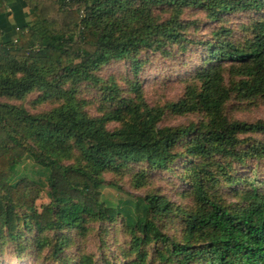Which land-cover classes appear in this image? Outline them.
Returning <instances> with one entry per match:
<instances>
[{"label":"trees","instance_id":"trees-1","mask_svg":"<svg viewBox=\"0 0 264 264\" xmlns=\"http://www.w3.org/2000/svg\"><path fill=\"white\" fill-rule=\"evenodd\" d=\"M26 2L31 22L10 41L2 39L0 32V97L20 98L36 87L46 89L44 77L51 65L66 78L88 82L96 80L94 72L111 61L154 45H163L162 49L166 44H180L190 25L181 17L189 8L201 9L214 20L264 11V0ZM167 12L174 14L164 16ZM239 32L240 37L227 27L214 32L204 44L206 56L195 74L200 88L168 106L178 115L200 114L204 120L198 125L160 127L163 110L154 112L137 101L126 106L125 114L117 108L100 118L66 105L39 119L0 104V241L17 242L24 229L34 227L39 248L44 249L49 240L41 239L42 234L56 230L60 236L54 253L59 256L71 242L63 231L85 235L88 224L115 222L121 216L133 240L130 250L138 253L129 264H146L139 250L152 242L163 246L164 259L170 264H264V192L255 186L257 182L246 180L243 195L249 203L230 205L218 197L223 182L235 183L226 167L264 159V121L233 120L229 114L233 98L249 104L264 101L263 18ZM139 67V63L133 66L135 71ZM131 87L140 92L136 82ZM108 121L122 126L110 130ZM256 135L260 138L251 137ZM67 141H73L78 151L71 164L64 163L70 153L59 147ZM183 156L188 157L182 162L188 166L183 181L190 186L195 210L179 211L181 243L159 224L163 217L178 212L164 196L127 199L115 207L103 201L106 172L121 175L130 164L144 162L168 169ZM30 160L49 179L56 206L39 213L34 207L42 187L23 167ZM210 161L219 170H212ZM216 171L221 173L219 179ZM58 181L67 188L63 198L56 192ZM19 207L27 213L19 215ZM83 264L93 263L84 258Z\"/></svg>","mask_w":264,"mask_h":264},{"label":"rangeland","instance_id":"rangeland-1","mask_svg":"<svg viewBox=\"0 0 264 264\" xmlns=\"http://www.w3.org/2000/svg\"><path fill=\"white\" fill-rule=\"evenodd\" d=\"M173 14L174 12H167L163 15L170 17ZM257 18L264 20V11L253 14L233 13L224 20H214L201 9L189 8L181 17L183 21L190 23L182 43L166 44L162 49L160 48L163 45L160 47L154 45L134 52L121 61H111L94 72L96 80L88 82H77L75 77L66 78L64 73L58 72V69L51 65L44 77L46 89L36 87L25 97L20 98L0 97V104H9L10 107H14V110L9 111L17 114L28 113L32 117L42 116L66 105H75L87 116L100 118L117 108L125 114L126 106L137 101L139 105L147 106L154 112L163 110L160 127L188 126L191 123L198 125L204 120L200 114L178 115L168 106L177 103L190 90L200 88L195 74L206 56L204 44L213 39L214 32H220L223 27H227L234 29L235 37H240L242 34L239 31L248 24H253ZM226 38L231 40L229 36ZM137 63L140 67L135 71L133 66ZM133 82L139 84L140 92L132 89ZM111 86L115 88L110 89ZM111 98L114 100L111 101ZM229 114L233 120L264 121V101L249 104L233 98L229 103ZM120 124L108 121L107 128L115 130L122 126ZM251 137L260 138L259 135ZM59 147L70 153V157H66L64 163H73L78 152L73 141H67ZM183 158L185 159L180 158L171 164L168 169L156 168L144 162L130 164L121 175L106 172L105 183L101 188L103 201L108 207H115L122 205L127 199L134 200L147 195L164 196L178 212L163 217L159 224L177 243H181L183 223L181 216L178 215L179 211L195 210L190 186L183 181L184 173L187 176L188 166L182 162L188 157ZM210 162L212 170H219L212 161ZM33 164L30 160L23 167L28 168L27 175L38 181L42 187V193L36 199L34 207L39 213L46 207L56 206L52 203L53 193L49 179L45 178L38 167H33ZM216 172L219 174V171ZM226 172L232 176L235 183L223 182L218 197L224 198L227 204L249 203L243 195L248 189L246 180L257 182L255 186L260 192H264V159L248 160L244 167L234 164L231 169L226 167ZM220 177L221 173L216 175L217 179ZM56 185L57 195L62 197L67 188L61 181ZM17 212L21 216L27 213L20 207ZM87 229L85 235L72 229L63 231L62 234L71 238V242L63 246L59 256L54 253L60 236L58 231H47L42 234L41 239L46 238L49 242L48 247L40 249L34 227L30 231L24 229L22 237L17 242L8 241L6 238L5 242L0 241V264H83L84 258L91 259L93 264H129L137 259L138 253L130 250L133 240L121 216L115 222L90 223ZM141 250L139 252L145 255L146 264H170L164 259L163 246L157 242L142 244Z\"/></svg>","mask_w":264,"mask_h":264},{"label":"crops","instance_id":"crops-1","mask_svg":"<svg viewBox=\"0 0 264 264\" xmlns=\"http://www.w3.org/2000/svg\"><path fill=\"white\" fill-rule=\"evenodd\" d=\"M0 32L1 38L10 41L16 38L19 29L31 22V9L26 0H15L7 3L0 0Z\"/></svg>","mask_w":264,"mask_h":264}]
</instances>
